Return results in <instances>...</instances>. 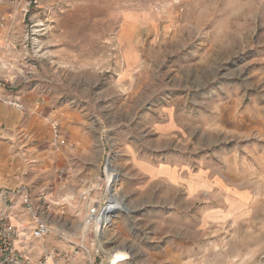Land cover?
I'll list each match as a JSON object with an SVG mask.
<instances>
[{
	"label": "rangeland",
	"instance_id": "rangeland-1",
	"mask_svg": "<svg viewBox=\"0 0 264 264\" xmlns=\"http://www.w3.org/2000/svg\"><path fill=\"white\" fill-rule=\"evenodd\" d=\"M0 5L3 98L45 112L14 149L44 162L48 235L84 236L88 264H264V0ZM103 199L112 222L86 228Z\"/></svg>",
	"mask_w": 264,
	"mask_h": 264
},
{
	"label": "crops",
	"instance_id": "crops-1",
	"mask_svg": "<svg viewBox=\"0 0 264 264\" xmlns=\"http://www.w3.org/2000/svg\"><path fill=\"white\" fill-rule=\"evenodd\" d=\"M2 11L3 10H0V14H6V12L3 13ZM3 33L4 31H0L1 43L3 42L2 37L5 36V33ZM1 43L0 46L2 45ZM0 62L2 65L1 59ZM0 82H2L1 79ZM8 96L9 95L5 94L3 89L0 87V187L14 188L24 184L23 182H26L34 184L29 189L25 186L28 190H31L32 188L42 190L44 188L43 184L45 178L44 162L37 165L36 171L32 172V170H30V166H32V164L29 165L26 163V165H24L25 163H23L22 160V157H24L23 159L27 162L29 160L28 154L24 152L23 149L16 151L14 146L18 143L20 138L21 142L25 141L26 143L27 139L39 138V129L41 128V124L43 122L42 120L45 119V112H43V109L38 106L35 111H32L31 114L28 115L29 113L26 111V108L25 110H21L8 105L3 98ZM65 111L63 109L52 111L48 113L47 118L51 119V115H53L58 118L59 122L64 121L66 117L63 115H65L66 112H69ZM70 114L73 115L74 112H71ZM36 145H38V142ZM19 153H21V155L23 154V156H19ZM31 157L32 159L30 162L34 163V159L37 160L36 162H39V159L43 156L38 153ZM34 177L36 178V183L31 181ZM163 177L169 182L173 180L171 174L167 176L171 180H169L164 174ZM14 214L15 216L12 218V223L16 226L28 223L27 215L21 208L16 209ZM16 246L25 250L35 260L39 259V257L54 247L64 248L60 241L48 234L40 239H30L28 236V240L25 242L23 247L19 242H16ZM77 262L78 264H88L83 255L77 257ZM43 264L54 263L51 260H47Z\"/></svg>",
	"mask_w": 264,
	"mask_h": 264
},
{
	"label": "built area",
	"instance_id": "built-area-1",
	"mask_svg": "<svg viewBox=\"0 0 264 264\" xmlns=\"http://www.w3.org/2000/svg\"><path fill=\"white\" fill-rule=\"evenodd\" d=\"M10 104L20 107L16 102L11 101ZM57 128V123L53 122L51 125L53 131L51 145L55 149H59L65 144V140ZM98 204L94 203L87 211L84 217L86 228L100 223L101 216L106 211L107 201L105 200L101 212L97 215ZM18 208H21L27 215L28 223L16 226L12 223V218L15 216L14 211ZM50 229L49 224L36 207L24 185L14 188L0 187V264H43L47 260H51L54 264H78L77 257L80 253L84 256L91 254L90 249L83 243L84 239L82 238L84 236L80 237V242L70 244L69 248L54 247L50 249L37 260L16 246V242H19L23 247L28 236L30 239L43 238L49 234ZM87 231L88 229L85 232Z\"/></svg>",
	"mask_w": 264,
	"mask_h": 264
},
{
	"label": "bare ground",
	"instance_id": "bare-ground-1",
	"mask_svg": "<svg viewBox=\"0 0 264 264\" xmlns=\"http://www.w3.org/2000/svg\"><path fill=\"white\" fill-rule=\"evenodd\" d=\"M106 172H107L106 173L107 177H108L109 181L111 182L113 180V172L110 169L109 164L107 165ZM109 202H110V200H109ZM109 202L106 206V211L101 216L100 223L95 224L98 232H99L100 226H102V229H104L107 227L108 224H110L112 222V218H113V216L116 215L117 209L119 208L118 204L116 202H114V201H112L110 203ZM97 236H98V233H97ZM112 261H113V259H109L107 264H112Z\"/></svg>",
	"mask_w": 264,
	"mask_h": 264
},
{
	"label": "water",
	"instance_id": "water-1",
	"mask_svg": "<svg viewBox=\"0 0 264 264\" xmlns=\"http://www.w3.org/2000/svg\"><path fill=\"white\" fill-rule=\"evenodd\" d=\"M105 203V199L101 200L100 203L98 204L96 214L98 215L101 212L102 206Z\"/></svg>",
	"mask_w": 264,
	"mask_h": 264
}]
</instances>
